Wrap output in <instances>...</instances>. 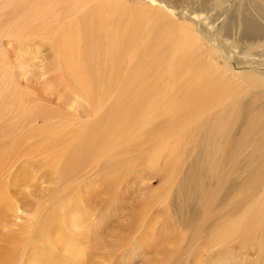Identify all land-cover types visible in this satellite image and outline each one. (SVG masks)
<instances>
[{
    "label": "rangeland",
    "instance_id": "1",
    "mask_svg": "<svg viewBox=\"0 0 264 264\" xmlns=\"http://www.w3.org/2000/svg\"><path fill=\"white\" fill-rule=\"evenodd\" d=\"M167 1L170 6L175 7V13L184 11L186 16H191L190 18L194 22V25H191V27L194 31L196 29L195 26H199L200 33L195 32L198 36V42H196L194 50L201 49V51H203V53L196 52V54H194L195 57H197L195 60L197 69H194L192 72H176V77L180 78L179 81L186 89L199 91L208 90L209 92L211 89L215 92L220 89V92L216 94L218 98L222 99L223 97L229 99L230 104L234 106L229 124L231 125L235 122L236 128L233 129L232 134L228 137L229 143L232 142V144L223 145L225 138L222 137L223 139L220 138V144L214 149L211 148L209 150L210 154L207 152L211 159L216 160V158H219L218 162L216 161V163H218L217 166H213L218 168L217 177L220 178V181L214 179V181L210 183L209 174H200V182L206 185L204 189L207 191V196L205 200L201 201V206L198 205L193 196L189 197L185 195L189 188L185 187L186 181L182 182V173L187 167V163L191 160L189 156L194 148L193 143L197 140V137L195 139L197 131L194 133L188 130L184 131V134L181 132L180 139H177L174 144L176 146H173L175 150L171 155L174 158L171 157V155L169 158L171 170L168 169V174L165 178L162 177V173H159L165 169V164L162 161L159 165L160 168L156 170L148 166L146 159H139L140 164L135 166L132 165L133 163H129L130 165L124 166L126 167L124 169L130 166V169H128L129 174H126V176L124 172L120 170L122 167H119V165V170H115L116 175L114 178L116 180H114L115 183H113L112 187L108 186L103 176L100 181L99 179L97 181L98 199H101L100 202L98 200L96 218L94 217L98 224L96 225L98 228L97 236H87V234L92 233L93 228L89 226L87 219H83L84 222L80 219L82 222L80 225L82 229L81 232L85 235V239L80 242L78 241V257L81 259L78 263H74L73 260L76 258L63 253L62 246L59 244L56 245V243H53L54 245L52 246L47 245L46 242L52 239L53 235L50 233L41 234L42 231L40 230L42 227L35 224L38 217H41L40 220L43 221L46 217L54 216L55 221H53L50 228H61L64 233L68 232L67 234L74 231L72 228L70 230L68 229L69 220L72 219V215L70 214L72 207L68 209V201L70 198L64 197V195L61 197L59 196L58 193L60 189L58 185H56L58 182L53 172L58 168V166L54 165V162L60 157L58 155L60 149L63 151L67 142L55 148H51L52 150L42 155L41 153L44 152L45 149L40 148L41 146L37 147V145L36 149L35 145L33 146L32 143H36L40 139L38 137L47 134H55L56 136L53 137H57L59 141H62L63 138V140L70 139L73 134V137L77 136L79 134H77V132H80L83 127H85L84 123H87L92 117H88L90 114H87V110L84 111L85 109L82 110L78 108L79 111L69 110L66 105L71 102L78 103L79 98L83 97L84 93L85 95H90L89 97L94 99L91 101L95 103L98 101V96L101 94L100 91L105 92V96L103 97L105 100V102L103 100L105 109L103 107L102 110L104 111V115L106 116L111 112L109 115L112 119L115 115H117L115 118L120 117V119H123L127 117V112H129L128 109L124 107L128 105L129 102L127 97V95H129V89L127 90V88H131V94L134 93V96L138 97L141 93L140 89L145 88L146 83H149L151 78H153L155 90H164L163 85L166 83L169 73L162 72V69H164L169 61L171 52L170 47L174 46V39L172 38L173 29H171L172 25L167 21L163 22L159 29L155 30L157 33V37H155L156 40L152 38L146 45L148 54L158 53L160 56L162 64L161 72L132 73L126 71L124 67H121L111 73L109 72V67H106V69L103 70L105 72H102V74L98 73L97 76L94 67L90 66L91 64H86V66L85 64L81 65V70L78 68L75 69V67L78 66L75 65L77 63L75 55L78 54V51L81 55V53H83L82 51L92 49V47L96 46L97 41L95 39V41L93 39H87V42L85 40L72 42L73 51H76L73 54L67 51V48H64L65 43L62 45L60 44V52L58 53V55H60L59 58H56L57 55L50 51V47H48L49 45L47 44L41 45L40 49L43 51L41 50V54L37 55L29 52L22 54L17 53L21 49V45L19 46L13 43V50L7 61H11V63L15 65V72L13 70H7V72H13V75L19 80V88H21V90L18 88L20 93H18V97L16 98L18 99V109L14 107L11 109L10 104L12 102L10 101L12 100L7 98L1 99L2 96H0V141L3 142L6 140V142H8L5 148L3 146L1 147L3 143L0 142V159L9 151L8 149L11 145L9 142L13 140L12 138L20 140V146L17 151L20 155L15 166L16 170L13 171L12 175L2 177L1 179L6 177L4 180L5 182L0 183V264H264V240L259 241L260 239L258 236L249 237L246 240L242 239L241 241H232L229 243L230 245L228 244L229 246H226L227 248L216 247L217 250H211L212 245H210V241L215 233V227L231 221V216L236 213V210L239 211L241 208L239 204L244 200V194H247L249 190L251 191V189L256 187L255 184L258 182V178H264V149H262L264 146L259 147L260 141L261 143L264 142V96L257 97V102H254L253 106H250L254 98L251 95V90L243 84V73H231V71L227 70V68L230 69V67H234L230 64L231 62H236L240 70L242 67L239 66L243 65L241 64L242 61H246L244 58L245 56L249 58V60L254 61L256 56L259 60L264 61V2L260 0H224L222 3L223 7H220L221 10H224L223 16L221 15L222 13H219L216 17L217 19L214 18L213 21L208 18L199 21L196 20L195 14H192L195 10L192 11L191 0H181L182 2L179 5L177 4L178 0ZM244 15H249L254 20L261 30L259 34L251 33L248 36L242 35L240 20ZM174 19L176 18L174 17ZM213 34L214 36H212ZM103 36L106 38L104 33H101V40H105L102 38ZM79 42L81 45H77ZM104 42L99 41L97 45H105ZM1 43H4L1 44L2 47H7L8 45L7 40H3ZM66 45H68L67 42ZM226 45H229V47ZM66 54H68V57ZM236 57L238 60H234ZM69 60L71 62L74 60V66ZM228 60L230 63L227 62ZM7 61L5 63L9 65ZM13 64L12 66H14ZM19 64L21 67H19ZM1 67L2 64H0V68ZM5 70L6 68H4L3 72H6ZM82 71L85 72V76ZM81 72L83 77L80 76ZM152 74H154L155 77H152ZM132 76L134 78H132ZM111 77H113L112 80ZM218 79H221L220 82ZM44 80L49 83H47V86L43 89L39 83H42ZM221 82L225 83L221 84ZM1 84L2 83H0V86H2ZM126 85L129 86L127 87ZM223 85H225V87ZM179 93H181L179 102H177V104H172L170 109H173L175 112H182L180 113L181 119L178 115L179 118H177L180 120L179 126L175 125V123L171 124L176 128L181 127L182 129L184 126L186 127L187 123L185 120L190 122V119L196 118L198 114L191 111V101L185 98V91ZM49 95L55 96L54 101L51 99L53 101L52 104L49 103ZM55 98L57 100H55ZM95 98L97 99L95 100ZM113 100L115 101L114 103ZM117 102L119 103V107L115 106ZM3 104L5 105V109L9 104L10 109L4 110ZM109 105L112 107H109ZM110 108H112V111ZM14 109L15 113H18L17 115L13 113L12 110ZM188 109L190 111H188ZM102 111L99 120L104 122L109 115L106 117L103 115L102 117ZM247 112H249L251 118H249V127L245 126L248 121V119L245 118V113ZM112 113L115 115L112 116ZM184 115H186V118L183 117ZM254 116H256V118ZM99 117L97 116L95 119L93 118L94 120H90L91 125L93 124L92 126L98 123L97 120ZM104 117L105 119H103ZM166 119L167 117L165 118L167 122ZM49 121H51V125L47 124ZM177 123L178 120L176 124ZM215 124L216 122H210L208 127L213 128ZM51 126L53 128H51ZM48 128L52 130L50 131ZM53 130H56L55 133ZM184 130L187 129L184 128ZM190 133H194V135L192 134L191 137ZM28 136H36V138L32 140L28 138ZM249 144L252 146H246ZM181 147H183V149ZM1 150L4 151L2 152ZM29 151L33 152L28 155L27 152ZM131 151L132 150H129L127 153L126 149H122L121 155L125 154L124 156L128 157V160H132V157L136 159L137 154L135 155ZM145 151H147V148H144V152ZM149 151L148 149L147 153H149ZM177 151H179V153ZM219 151L221 152L218 153ZM213 154L215 155L214 157H212ZM167 156H169V154ZM244 159L247 160V162H245ZM251 166L254 167L253 171H250ZM246 169H248V171H246ZM150 178L153 180L147 181ZM235 178L239 179L236 180ZM231 181L234 185L238 184L239 186H244H241L239 189L238 185H236L235 194H230L231 196L229 195L228 198L225 197L224 194L226 193L227 186L231 185ZM191 183L193 186L196 185L194 179L191 180ZM216 184L219 185L217 188ZM85 192L87 191L85 190ZM157 194L160 195L161 199L159 201L161 202V206L158 203H154L153 205L151 201L153 199L152 196L154 197ZM234 196L237 197L234 199ZM235 200L237 201L235 202ZM85 202L89 203L87 197H85ZM187 203H190L189 207ZM232 203L235 204V206ZM59 205L60 207H58ZM64 206V210L68 214H66V220L63 221L61 207L63 209ZM148 206L151 207L149 208ZM199 207L200 209L203 207L208 209L206 213L203 214L204 218L201 215L203 219L201 218L199 221H194L193 213H197ZM69 210L70 212H68ZM197 214L200 216L199 212ZM57 215L58 218L56 219ZM147 231H154L155 238L159 237V239H156V245L152 243L154 239L151 240V243H147L146 240L140 245L136 243L134 238L137 234H142L143 237V234ZM148 235L151 236V234ZM210 251H214L212 253L216 254V256H213L214 258L212 257L210 259L206 256ZM8 259L9 262L12 263H9ZM51 260L53 262H51Z\"/></svg>",
    "mask_w": 264,
    "mask_h": 264
},
{
    "label": "bare ground",
    "instance_id": "2",
    "mask_svg": "<svg viewBox=\"0 0 264 264\" xmlns=\"http://www.w3.org/2000/svg\"><path fill=\"white\" fill-rule=\"evenodd\" d=\"M260 1L264 2V0ZM181 2V0H178L177 4L179 5ZM191 2L192 11L195 10L194 13H191L195 14L196 20L200 21L204 18H208L213 21V19L216 18L219 13H222L221 15L223 16L224 10H221L220 7H223L222 3L224 2V0H191ZM174 8L175 7L168 4L167 0H0V64H2V67L0 68V72L2 71V74L0 73V83H2V86H0V96H2L1 99L7 98L12 100L10 101L12 102L10 104L11 107L8 104L6 109H8L9 107L11 109L12 107L18 109V99L16 98L18 97V93H20L21 90V88H19V80L15 75H13V72H7V70H13L15 72V65L11 63V61H7L9 60V55L13 50V43L18 44L19 46L21 45V49L19 50V52H17L19 54L29 52L35 53L37 55H40L43 51L42 49H40L41 45L47 44L49 45L48 47H50V51L53 54L57 55L56 58H59L60 55H58V53L60 52V44L62 45L65 43L64 48H67L66 50L70 51L71 54H73L76 51H73V46L71 45L72 42L81 40H85L87 42V39H95L97 41L96 46L92 47V49L82 51L83 53H81V55L78 51V54L75 55L76 57L74 56L77 60L76 64L73 62L74 60L72 62L69 60L73 66L74 64L78 65L77 67H75V69L78 68L81 70V65L85 64L86 66V64H91L90 66L94 67L96 75L98 73L102 74V72H105L103 70H105L106 67H109V72L111 73L115 72V70L120 69L121 67H124L126 71L132 73L161 72L162 64L160 61V56L158 55V53L148 54L146 45L149 43V40H151L152 38L155 39V37H157V33L155 32V30L159 29L163 22L167 21L170 23V25H172L171 29H173L172 38L174 39V46L170 47L171 52L169 61L164 69H162V72L169 73V77L166 83L163 85L164 90H155L153 78H151V81L149 83H146L145 88L140 89L141 93L139 91L140 96L138 97L134 96V93L131 94V88H127V90L129 89V95H127L129 102L128 105H125L124 107L127 108L129 112H127L128 115L126 113L127 117H124V120L120 119L119 115V118H115V116L117 115H115L114 113H112L113 115L111 114L112 116L115 115L112 119L109 115L111 113L110 111V113L108 112L109 114H107L110 117L108 116V118L105 119L107 115L105 116L104 111H102L103 107L105 109V106H103V97L105 96V92L100 91L101 94L98 96V101L95 103L91 101L93 98L91 99L89 97L90 95L88 96L84 93V96L79 98L80 102H71L67 104L66 107L69 110L76 111H79L78 108L82 110L85 109L84 111L87 110V114H90L88 117H92V119H95V117L97 116L99 117L102 111V117L103 115L105 116L103 118L105 119L104 122L99 120V117L97 120L98 123L92 126L93 124L91 125L90 121L92 119H90L87 123H84L85 127H83L80 132H77V134H79L75 137H73V134L71 136L72 138L66 140H63V138L62 141H59L57 137H53L56 136L54 134L56 130H53L54 135H42L41 137H38L40 138L39 141H37L36 143H32L33 146L35 145V148L37 145V147L41 146L40 148L45 149L44 152L39 151L42 152V155L52 150L51 148H55L58 145L60 146L67 142L66 146H64V150L62 151V149H60L59 154L57 153L60 157L56 159L54 165L58 166V168L53 172L58 182V184L56 185H58L60 189L58 193L59 196L61 197L64 195V197L70 198V200L68 201V209L72 207L70 213L72 215V219L69 220L70 222L68 229L70 230L72 228L74 231L67 234L68 232L64 233L61 228H50L53 221H55L54 216L46 217L43 221L40 220L41 217H38L35 224L39 225V227H42V229L40 230L42 231L41 234L50 233L53 235L52 239H49L46 244L52 246L54 245L53 243H56V245L59 244L60 246H62L63 253L69 254L70 257L73 256L76 258L75 260H73L74 263H78L81 259L80 257H78L79 250L77 247L79 246L78 241L80 242L85 239V235L81 232L82 229L80 227L82 222H84L83 219H87V221L89 222V226L93 228L92 233L87 234V236H97L98 228L96 225L98 224L97 221H95V218L97 214L96 210L98 208L99 193L96 184L98 179L99 181L101 180L102 176L105 178V181H107L106 183L108 184V186L112 187L113 183H115L114 180H116L114 178L116 175L115 170L117 171L119 167H122L120 168V170L123 171L126 176V174H129L128 169H130V166H127V169H124L126 168L124 166L130 165L132 163V165L134 166L139 165V159H146L148 166L153 170L160 168L159 165L161 161L164 162L165 169L159 173H162V177L165 178V176L168 174V169L171 168L169 158L172 152L175 150L173 147L176 146L174 145L175 141H177V139H180L179 137H181V132H183L184 134V131L189 130V132L193 131L194 133L197 131V133L195 134V139L197 137V140H195L194 143L192 142L194 148L192 150V153H190L191 155L189 156V159L191 160L190 162H188L189 164L187 163V167L182 173V182L186 181V186H184L189 188V190L186 191L185 195H188L189 197L193 196L196 199L198 205L201 206V201L205 200L207 191L206 189H204L206 185L200 182V174H209L211 181L210 183H212L214 179L216 181L220 179L217 177L218 168L213 166H217L218 163H216V161L218 162L219 158L217 159L215 157L216 160L211 159L209 150L211 148H216V146L220 144V138L223 139L222 137L225 138V141L222 140L223 145L230 143L232 144V142L229 143L228 137L232 134L233 129L236 128L235 122L231 125L229 124L230 119L232 118L231 112L234 109V106L230 104L229 99H225L223 97L222 99L218 98L216 94H218L217 92H220V89H218L219 91L217 90V92H215L213 89H211L212 91L209 89L211 93L208 90L199 91L186 89L185 86L184 89L181 82L179 81L180 78L176 77V72H192L194 69H197L195 63L197 57H195L194 54H196V52L203 53V51H201V49L194 50V47H196V42H198V36L196 34L200 33V29L198 28L199 26H195L196 29L194 31L191 27V25H194V22L190 18L191 16H186L184 11H178L177 13H175ZM174 17L176 19H174ZM240 22L243 36H248L251 33L259 34L261 32L260 28L249 15L242 16ZM101 33H104V35L106 36V38H104V36L102 37L105 40H101ZM212 36H214V34ZM3 40L8 41L7 47H2L1 44L4 43L1 42H3ZM99 41H105V45H97ZM66 42L68 45H66ZM79 43H77V45H81V43ZM227 47H229V45ZM66 56L68 57V54H66ZM236 58L234 60H238V58ZM244 58L246 61L243 60L242 63L240 62L241 64H243L239 66L242 67L240 68V70L238 69L236 62L230 63L228 60L227 62L234 67H230V69L227 68V70L231 71V73H243L242 76L244 78L242 81H244V83H242L244 84V86L251 90V95L254 99H252V105L250 106H253L254 102H257V97L264 96V61L259 60L258 58H256V56L254 58V61L249 60V58H246V56ZM6 61L9 62V65L5 63ZM12 64L14 66H12ZM19 67H21L20 64ZM4 68H6V72H3ZM83 73L85 76V72ZM111 73L107 74L114 75ZM81 74L80 76L83 77V74ZM152 77H155L154 74H152ZM112 78L113 77H111V80ZM132 78L134 77L132 76ZM47 83L49 82L44 80L42 83H39V85L44 89L45 86H47ZM223 83L221 82V84ZM225 85L223 86L225 87ZM184 91L185 98H188L191 101V111L198 114L196 115L197 117L194 114V116L196 117L194 119L190 117L192 119H190V122L188 120H185L187 124L186 127L184 126V128L187 130H184V128L181 129V127L176 128L171 124L175 123V125L179 126L180 120L178 118L181 116L180 113L182 112H175L173 109H170V106L179 102V98L181 96V93L179 92L183 93ZM49 96V103L52 104L55 96ZM86 96L89 98H87ZM51 99H53V101ZM96 99L97 98H95V100ZM55 100L57 99L55 98ZM114 102L115 101L113 100V103ZM3 106L4 110H6L4 104ZM115 106L119 107V103L117 102ZM109 107L112 106L109 105ZM110 109L112 111V108ZM189 109L188 111H190ZM12 111L13 113H15V109ZM166 117L167 122L165 121ZM183 117L186 118V115H184ZM254 117L256 118V116ZM245 118L248 119L245 126L249 127V112L245 113ZM177 120L178 123L176 124ZM210 122H216L213 128L208 127ZM47 124L51 125V121L47 122ZM51 128L53 127L51 126ZM49 129L50 128H48V130ZM51 130L52 129H50V131ZM194 133L192 134L194 135ZM192 134L190 133L191 137ZM28 138L34 140L36 136H28ZM12 139L13 140L9 142L11 143L8 149L9 151L6 152L5 155L3 154L4 156H2V158L0 159V183L5 182V178L13 174V171L16 170L15 166L19 160L20 153H17V151L20 146V140L15 138ZM2 143L3 144L1 145V147L3 146L5 148V145H7L6 143L8 142L4 140ZM246 146L249 147L252 145L249 144ZM262 146H264V142L261 143L260 141L259 147ZM144 148H147V151H145L146 153L144 152ZM181 148L183 149V147ZM122 149H126L127 153L129 152V150H132V153H134L135 155L137 154L136 159L132 157V160H128V157L124 156L125 154L121 155ZM148 149L150 150L149 153H147ZM33 151L27 152L28 155ZM177 152L179 153V151ZM207 152H209V154ZM220 152L221 151H219L218 153ZM168 154L169 156H167ZM214 156L215 155L213 154L212 157ZM171 157L173 156L171 155ZM245 159L244 161L247 162V160ZM250 168V171H253L254 167L251 166ZM246 171H248V169H246ZM4 176L6 177L1 179ZM193 179L196 184L194 186L191 183V180ZM152 180L153 179L150 178L147 181ZM230 184L231 185L227 186V188L225 186V197H228L230 194H235L234 191L236 190V185L238 184L234 185L232 181ZM217 186L219 185L216 184V188ZM241 186L242 185H238L239 189L241 188ZM255 186L256 187L254 189L256 190L251 189V191L249 190L247 194H244L245 196L243 197L245 198L242 201L240 200L241 202L239 204L241 208L239 211L236 210V213L231 216V221H228L224 225H218L215 227V233L213 234V238L210 241V245H212L211 250H217L216 247L227 248L226 246H229V243H231L232 241H241L242 239L246 240L249 237L258 236L260 239L259 241L264 240V178H258V182L257 184H255ZM85 190L87 192H85ZM85 197H87L89 203L85 202ZM235 197L237 196H234V199ZM152 198L153 199L151 201L153 205L154 203H158L160 205L161 202L159 200L161 198L159 194L155 195L154 197L152 196ZM236 201L237 200H235V202ZM86 203L89 206H87ZM189 204L187 203L188 207L190 206ZM233 205L235 206V204ZM65 206L63 207V209L61 207V210L63 212V221L66 220V214H68L64 210ZM58 207H60V205ZM206 207H203L202 209H200L199 207L197 213L199 212L200 216H198L197 213H193L194 221L201 220L203 214L206 213L208 209ZM236 207L238 208L237 205ZM68 212H70V210ZM57 218L58 215L56 219ZM80 219H82V222L80 221ZM148 234H151V236H149ZM141 237L142 234H137V236L134 238L136 243L139 245L142 244V242H144L145 240L147 241V243H151L152 239H154V242L152 243L155 244L156 239H159V237L155 238L154 231H147L143 234V237ZM212 252L214 251H210L209 254H206V256L210 259L213 256H216V254ZM67 260L70 261L69 259ZM51 262L53 261L51 260Z\"/></svg>",
    "mask_w": 264,
    "mask_h": 264
}]
</instances>
